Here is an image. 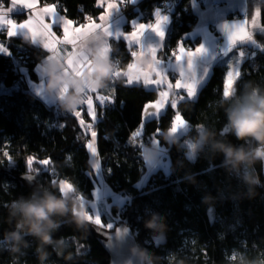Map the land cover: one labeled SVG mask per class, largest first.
Segmentation results:
<instances>
[{
    "label": "trees",
    "instance_id": "1",
    "mask_svg": "<svg viewBox=\"0 0 264 264\" xmlns=\"http://www.w3.org/2000/svg\"><path fill=\"white\" fill-rule=\"evenodd\" d=\"M40 1L56 2L62 12L79 23L97 17L101 11V7L82 4L80 0ZM160 1H126V29L132 27V18L139 13L142 18H153L155 9L162 8ZM191 5L192 0H174L172 4L166 56L171 55L170 51L175 53L180 41L194 45L200 40L185 37L198 18ZM260 14L264 24V3ZM254 36L259 46L245 54L239 68L242 75L234 83L231 95L224 93L227 64L216 63L196 97L180 101L176 109L167 106L158 120L153 117L144 121L140 142L131 143V135L141 125L147 102L157 99L158 89L140 83L129 85L126 77L113 75L101 89L102 95L114 94V103L104 107L97 104V121L92 130L97 132L96 145L105 180L125 195L124 202L111 205L109 219L113 225L105 229H114L120 222L131 226L148 264H232L237 261L232 258L237 252L244 253L246 264H264V169L259 161L251 168L242 165L235 169L224 163L222 152L212 148L213 140L244 143L225 128V108L252 87L264 90V31L257 30ZM0 37L8 48V52H0V264H41L37 238L17 228L20 216L11 207L21 197L42 195L24 183L21 175L33 172L45 191L57 195L63 192L60 181L66 179L72 188L83 193L81 203L89 208L95 188L86 149L91 135L79 120L86 124L92 121L83 107L77 118L73 115L76 109L69 112L61 103L45 101L31 90L26 72L31 79L38 78L35 67L50 53L48 49L28 37H8L5 31L0 32ZM109 43L110 58H115L120 68L127 66L133 58V46L124 37L112 38ZM177 112L186 119L189 129L169 139ZM61 124L65 126L61 128ZM201 131L209 134L208 139L197 146L191 158L186 140L196 142ZM153 138L166 147L170 164L149 174L143 146L151 144ZM29 157L50 160L49 170L35 163L33 167L42 170L29 171ZM253 169L260 184L249 185L243 178L245 172ZM211 205L216 207L217 215L213 224L207 215ZM153 218L159 228L147 226ZM53 219L59 226L52 235L63 239L64 255H57L52 245L45 246L49 255L43 264H109L110 255L102 243L78 226L71 212ZM101 220L106 224L108 216L103 214ZM163 229L168 242L156 247L152 235ZM13 231H21L27 244L21 243L19 251H13L15 242L5 239ZM69 253L71 259L66 258Z\"/></svg>",
    "mask_w": 264,
    "mask_h": 264
},
{
    "label": "crops",
    "instance_id": "2",
    "mask_svg": "<svg viewBox=\"0 0 264 264\" xmlns=\"http://www.w3.org/2000/svg\"><path fill=\"white\" fill-rule=\"evenodd\" d=\"M127 1L128 3H135L139 0H80L82 4H92L95 7H101V11L99 12L97 17H93L91 20H88L86 23H79L75 22V20L69 18L64 12H62L59 9V6L56 2H41L40 0H35L36 3V8L33 10L35 15L33 16V22L30 25V29H24L18 31V33L15 36H21V37H26L24 32H27L28 38H32L33 36L35 37V43L43 46V42L45 41L46 37L43 34L44 29L42 28V25L40 24L39 21H43L45 24H51L53 17L50 14L44 13L43 9L45 7H55V11L59 14V16L63 17L65 20H72L74 21L73 25L69 29L70 33L72 34V37L74 39H77V44L75 46L71 44H66V43H60L56 44L55 47L57 51L55 53L50 52L47 56H45V59L37 64L36 71H37V79H31L28 72H26V78L28 80V83L30 85V88L32 91L36 92V89L39 88L40 90V95L45 101H51V103H61V100L63 96L69 91V86L65 82L64 84L61 85V87L58 89L57 93L55 94H49L45 90V85L47 83V76L46 74L42 71L43 66H45L47 63L55 61L58 64L62 65V71L65 74H70L74 76H83V73L85 70L88 72H93L95 71L93 62L91 59V55L89 52L90 44L86 43V41L90 37H95L97 39L103 38L105 41L104 45L99 49V55L101 59H111V44L109 41L112 38H122L124 37L127 42H129L130 45L133 46L132 52H136L137 55L133 56L132 60L128 63L127 66L120 68L117 73H120L119 75L112 74L113 76L117 77H126L125 75L128 74L131 69L130 65H134L136 70L133 72L129 73L131 75H140L143 77L144 73L148 72V66L153 63L154 57L148 53L147 49V44L152 43L154 45H159L160 46V51L157 52V58L161 59L164 61V65L166 66L169 62L173 64H177V62L174 60L172 55H167L165 51L166 47V39L167 36L170 32V24H171V15H169L163 8L157 7L155 9V12L157 10L160 11L162 15H166L168 17V21L166 24H164V31L165 35L163 39L161 40L158 36L155 35L151 30H147L145 33V36L143 38L142 43H144V47H141L140 45L134 44L130 42L129 34L134 30L133 26L134 23H144V24H152L155 23V13L154 17L151 19H145L142 18L141 13L137 14L135 17L132 18L131 25L132 27L130 29H126V23L128 22L127 20V15L125 14L124 7L122 6V2ZM108 3H116L118 5V8L109 10L107 9V4ZM264 3V0H192V8L193 12L196 14L197 22L194 25L193 29L190 30L185 37H189L191 39H200L199 42H197L194 45H191L190 42L185 43L184 41V47L186 50L189 49H195L196 47L203 45L207 49V54L198 57L194 61V68L197 73V76H201L204 74V69H208V76L203 80L200 84V86L197 89V93L199 89L201 88V85L203 82L207 80V78L211 75V69L216 63H226L227 64V72L229 70L228 68V61L232 59L230 62L232 63H237L240 64L241 60H239L238 56L235 55V53H239L240 51H244L245 54L248 53L249 51L253 50L255 47L259 46V43L254 36V32L257 30H262L264 31V24H262L261 21V14L259 15L258 18H256L255 25H253V17L255 16L256 10H260V5ZM4 8H11V11L8 13L9 19H13L17 22H23L24 20L28 19V15H31V13L28 14L30 10H27L24 8L21 3L18 2L16 5L13 7L10 0H4L3 4ZM112 11L110 18L108 19V13ZM16 15V17H15ZM18 15V16H17ZM101 16H105L106 19L104 21H101L99 18ZM243 21H247V23H242ZM89 23H95L98 25H102L101 28L99 29H93L90 33L87 28L83 29L81 33H75L73 29L80 27L81 25H86ZM223 25H228V29H224L222 26ZM258 25L259 27H256ZM217 28L218 31L215 33L213 31V28ZM105 28H110V31L114 34L112 37H105L103 35L104 29ZM0 29L5 30V35L7 36V26H0ZM241 29L247 34H252L253 35V40L255 41L254 44H244V45H238L236 49H234L232 52H229L227 55L223 51V49L226 48L227 42H228V36L229 34H239L241 33ZM51 31L55 34V39L59 41H63L64 38V33H63V26H57L53 25ZM122 33L123 36L121 35L120 37H116L115 33ZM85 33H89L88 35H85ZM220 38L221 39V44H217L216 40ZM50 39V38H49ZM181 42V41H180ZM0 44H2L5 48L6 51L2 52H8V48L4 44L2 38L0 37ZM44 47V46H43ZM45 48V47H44ZM178 48V46H177ZM177 48L175 50L176 55H179V52L177 51ZM83 51L84 56L88 61L91 62L90 68H85L80 70L79 72H74L70 69H68L64 58L69 56L70 54L72 55L73 59H79V54L80 52ZM143 51L145 54L140 55V52ZM1 52V51H0ZM185 69H186V57L184 58L183 61L180 62ZM227 74V73H226ZM167 78H168V83L173 85L172 89H169L167 87V84L165 85H160V86H147L150 88H155L158 89V97L157 99L149 102H155L157 100H163L165 98H161L159 96L160 91H167L169 92V97L166 99H173V103H176L177 93H179V96H186V92L184 90H177L174 88L175 82L177 79H180L179 72L176 70L168 69V72L166 73ZM114 78V77H113ZM127 78V77H126ZM151 78L156 79L157 77L155 76V73L151 74ZM226 79V77H225ZM185 83H192V81L188 80L186 77L184 79ZM135 84V83H134ZM141 84V83H140ZM102 89V88H101ZM101 89L95 90L92 88H89L85 86V90L89 93V96L93 98L94 102V107L96 110V115H97V104L95 102V96L96 92L98 91L100 94ZM226 89V87H225ZM197 96V94H196ZM195 96V97H196ZM89 103L91 102V99L88 101ZM147 102V103H149ZM82 103L79 105V108L83 107L86 112L87 111V105L84 104L81 106ZM167 108V104L165 109ZM77 110V109H76ZM89 116V114H88ZM90 117V116H89ZM154 116H149L148 118H153ZM147 118V119H148ZM146 119V120H147ZM157 141V140H156ZM159 144V143H158ZM97 147V145H95ZM146 146V145H144ZM99 154V153H98ZM162 154V153H161ZM168 155V154H167ZM99 157V156H98ZM160 157V156H159ZM159 158L155 159L154 164L157 163V160ZM91 161V160H90ZM101 162V161H100ZM159 162V161H158ZM159 162L158 164L160 165ZM100 170V169H99ZM101 176H104L103 174V167L101 165ZM101 182H103V178L101 177ZM96 187L94 188L93 191V199H91L88 204L89 208L92 209V214H99L100 217L107 212V210L111 211V208L109 205L107 206L106 209H102V200L96 199V197H101V195L96 194ZM100 192V191H99ZM98 192V193H99ZM93 204L95 207H93Z\"/></svg>",
    "mask_w": 264,
    "mask_h": 264
},
{
    "label": "clouds",
    "instance_id": "3",
    "mask_svg": "<svg viewBox=\"0 0 264 264\" xmlns=\"http://www.w3.org/2000/svg\"><path fill=\"white\" fill-rule=\"evenodd\" d=\"M86 43L90 44L89 52L95 71H84L83 76L65 74L62 65L55 61L43 66L42 71L47 76L45 90L49 94L57 93L58 89L65 82L69 86V91L63 96L61 106L71 112L77 109L82 101L85 86L98 90L107 86L108 80L112 76V65L109 59H101L99 49L104 45L103 38L90 37ZM231 95V94H230ZM228 100L229 97H225ZM225 113L227 123L225 128L230 131L237 140L244 141L243 144L235 145L223 140H213L212 148L224 154V163L231 165L235 169H240L242 165L252 167L257 161L264 169V90L259 87H252L249 91L241 93L226 108ZM208 133L199 132L197 144L203 143L208 139ZM255 144L254 147L246 145ZM244 180L249 185L260 184L258 174H254V169L244 173ZM54 186H56L54 184ZM74 193V195H73ZM83 193L75 186L72 193L61 192L57 195L51 191H44L42 195L33 194L32 197L25 199L21 197L12 202L14 214H19L20 220L17 228L28 235L37 238V253L41 264L48 258L49 253L45 246L52 245L57 255L63 253V239H54L52 232L59 225L53 217L64 216L71 212L75 223L84 226L91 221L81 216V212L87 213L88 206L81 203ZM71 203V208L69 204ZM147 226L159 228L156 218L149 220ZM6 240L15 242L13 251H19V245L23 241L21 231H13L5 237ZM71 259V253L66 257Z\"/></svg>",
    "mask_w": 264,
    "mask_h": 264
},
{
    "label": "snow or ice",
    "instance_id": "4",
    "mask_svg": "<svg viewBox=\"0 0 264 264\" xmlns=\"http://www.w3.org/2000/svg\"><path fill=\"white\" fill-rule=\"evenodd\" d=\"M12 6L14 7L18 0H10ZM19 3L26 8L27 10H30L28 12L31 13V15H28V19L24 20L23 22H17L13 19H9L8 13L11 11V8L3 7V0H0V26H7V36L12 37L15 36L18 31L24 30V29H30V25L33 22V16L35 13L33 10L36 8V3L35 0H19ZM55 7H45L43 9L44 13L50 14L53 17L52 23L51 24H45L43 21H39L40 24L42 25V28L44 29V35L46 37L45 41L43 42V46L49 50V52L55 53L57 51L55 45L60 44V43H66V44H71L75 46L77 44V39H74L72 37V34L70 33L69 29L73 25L74 21L72 20H65L63 17L59 16V14L55 11ZM118 8V5L116 3H108L107 4V9L113 10ZM112 11L108 13L107 18H110ZM260 15V10L257 9L255 16L253 17V25H255L256 18H258ZM88 20H91V17L87 18ZM101 21H104L106 19L105 16H101L99 18ZM168 21V17L166 15H162L159 10L155 12V23L152 24H144V23H134V30L129 34L130 42L140 45L141 47H144V43H142L143 38L145 36V33L147 30H151L153 33H155L156 36H158L161 40L163 39L165 35L164 31V24H166ZM242 23H247V21H243ZM53 25L57 26H63V33H64V38L63 41H59L55 39V34L51 31ZM102 25H98L95 23H89L86 25H81L80 27H77L73 29L75 33H81L83 29L87 28L89 30V33L93 29H99L101 28ZM224 29H228V25H223L222 26ZM256 27H259L256 25ZM89 33H85V35H88ZM25 36L27 37L28 33L24 32ZM103 35L105 37H112L114 34L110 31V28H105ZM123 36L122 33H115L116 37ZM50 38V39H49ZM31 39L34 41L36 40L35 37L33 36ZM255 41L253 40V35L252 34H247L241 29V33L233 35L229 34L228 36V42L227 46L223 51L227 55L229 52H232L234 49L237 48L238 45H244V44H254ZM147 49L148 53L154 57L153 63L148 66V72L144 73L143 77L140 75H131L129 73L133 72L136 70L134 65H130L131 71L126 74L125 76L127 77L126 83L129 85H132L134 83H141L143 86H160V85H165L167 84V87L169 89L173 88V85L168 83V78L166 73L168 72V69L176 70L179 72L180 79H177L174 85V88L177 90H184L186 92V96H179V93H177L178 99H176V103H173V99H166L169 97V92L167 91H160L159 96L161 98H165L163 100H157L155 102H149L145 105L144 109L142 110V119H141V125L135 130L130 138V142L132 141H139V137L141 135V131L143 128L144 121L149 117V116H154L159 119L160 115L162 112H164L166 104L167 106H170L173 109H176L178 106V103L183 100L187 99H192L196 96L197 94V89L200 86L201 82L205 80V78L208 76V69H204V74L201 76H197V73L194 68V61L198 57H202L207 54V49L203 46L200 45L196 47L195 49H189L186 50L184 47L183 42H178V48L177 51L179 52V55H176L174 53L170 54L173 56L174 60L177 62V64H173L169 62L166 66L164 65V61L161 59L157 58V52L160 51V46L159 45H154L152 43L147 44ZM0 51H6V48L0 44ZM145 53L143 51L140 52V55H144ZM131 55L135 56L137 55L136 52H132ZM235 55L238 56L239 60H243L245 58V52L240 51L239 53H235ZM186 57V69L185 67L180 64L181 61L184 60ZM232 59L228 61V72L226 74V79L224 86L228 84H234L237 79L242 75L241 72L239 71V64L237 63H232L230 62ZM64 61L68 67V69L74 71V72H79L82 69L85 68H90L91 62L86 59V57L83 54V51L80 52L79 54V59L74 60L72 55L70 54L66 58H64ZM155 73V76L157 77L156 79L151 78V74ZM120 73H117L119 75ZM185 77L192 81V83H185L183 82ZM37 94H40L39 88L36 89ZM96 93L95 96V102L98 103L101 107H104L106 104H111L114 103V94L113 95H102L98 91L93 92ZM91 102L89 103L88 101H85L81 106L84 104L87 105V111L88 114L91 118V123L86 124L83 119L79 120V124L82 126V128L85 130V132H90L91 135V140L86 143V149L88 150L90 156L93 159L92 163V168L94 170H99L101 167V162L98 157V149L95 146L96 144V138H97V132L95 130H92L94 128V125L97 121V115H96V110L94 107V102L93 98L91 96ZM179 114L177 112L175 116ZM75 117L79 118L81 116V112L77 110L76 113L73 114ZM180 115V114H179ZM181 116V115H180ZM102 119V117H100ZM182 119V116H181ZM174 122V121H173ZM65 125L61 124L60 127L63 128ZM159 132L157 131V134ZM79 138V137H78ZM155 139V138H153ZM158 143V141H157ZM3 155L7 156V153H3ZM9 160H11V157H7ZM70 160L71 157H68ZM35 163H38L39 165L45 166L44 168L49 170L48 166L51 164V161L48 159L45 160H39L36 161L34 160L33 157H29L26 161L27 167L29 171L32 169H37L39 172L42 170V168H34L33 165ZM110 171V169H109ZM92 219H94L97 222V227L99 228H110L111 225H106L103 223V221L100 218V215L97 213L92 216Z\"/></svg>",
    "mask_w": 264,
    "mask_h": 264
},
{
    "label": "rangeland",
    "instance_id": "5",
    "mask_svg": "<svg viewBox=\"0 0 264 264\" xmlns=\"http://www.w3.org/2000/svg\"><path fill=\"white\" fill-rule=\"evenodd\" d=\"M3 2H4V0H3ZM15 17H16V15H15ZM4 31L5 30L0 29V32H4ZM225 87H226V89L224 91L225 95L229 96L230 94H232V92L234 90V84H228ZM77 110L81 111L82 109L80 110V108H78ZM77 110H75V111H77ZM180 115L179 114H177L176 116L174 115L173 125L171 126L170 131L168 132L169 139H173L176 136H181V134L187 133V131L189 129L186 119L184 117H182V119H181L182 115L181 116ZM186 145L188 146L189 157L193 158V156L196 153V148L199 144L187 139ZM143 152H144V156H145V163L147 164V167L149 168V174L152 172H155L156 170H160L161 166L164 168H167L170 164V162H169L170 159H169V155H167L168 151L166 150V147L160 143L158 144L155 139H153L151 144L143 146ZM161 153H162V155H160V157H158L159 159L157 160V163L154 164V161H155L157 155L161 154ZM98 156H99V160H100V154H98ZM90 160H91L90 164L92 165L93 159L91 156H90ZM158 161L162 162V163H160V165H159ZM100 170H101V167H100ZM100 170H94L93 169V176L95 178V187H96L95 195L96 194L101 195V197H96V199L102 200V202H101L102 209H106L108 205L111 208V205L114 203H116V204L120 203L121 204L122 202H124L125 195L118 190L116 191L113 188V186H111L105 180V177L101 176ZM101 177L103 178V182H101ZM60 189H62L63 192H69V193H71L73 190L72 185L66 179H62L60 181ZM93 207H95L94 204H93ZM91 211H92V209H87V213L81 212V216L83 218H85L86 220H91V221L93 220L94 222H96L94 219H92L93 214ZM111 213H112L111 211L107 210L105 215H106V217L108 216V222L106 223V225L112 226L113 221L111 219H109V216L111 215ZM96 224H97V222H96ZM243 254L244 253H242V252L241 253H238V252L234 253L232 258H233V260H237V261L233 262L232 264H246L245 260H244L246 258H244Z\"/></svg>",
    "mask_w": 264,
    "mask_h": 264
},
{
    "label": "water",
    "instance_id": "6",
    "mask_svg": "<svg viewBox=\"0 0 264 264\" xmlns=\"http://www.w3.org/2000/svg\"><path fill=\"white\" fill-rule=\"evenodd\" d=\"M21 179L38 193H44L45 190L33 172L22 174ZM207 215L210 224H213L217 217L214 205L208 208ZM81 227L85 232H88L102 243L106 252L110 255L109 264H148L145 259V252L141 250L139 242L136 239L135 230L125 222H120L111 230L99 228L92 221ZM151 240H153L156 247L163 246L168 242L167 231L163 229L159 233L153 234Z\"/></svg>",
    "mask_w": 264,
    "mask_h": 264
},
{
    "label": "built area",
    "instance_id": "7",
    "mask_svg": "<svg viewBox=\"0 0 264 264\" xmlns=\"http://www.w3.org/2000/svg\"><path fill=\"white\" fill-rule=\"evenodd\" d=\"M174 3V0H161L160 1V6L169 14L171 15L172 13V4ZM122 6L125 7L126 6V1L122 2ZM213 31L216 33L218 31V29L215 27L213 28ZM217 44H221V39L218 38L216 40ZM111 65H112V74H116L117 71L120 69V65L118 64L117 60L115 58L110 59ZM83 99L81 101V103H84L85 101H89L90 100V96L89 93L87 91H84L83 93ZM80 103V104H81Z\"/></svg>",
    "mask_w": 264,
    "mask_h": 264
}]
</instances>
